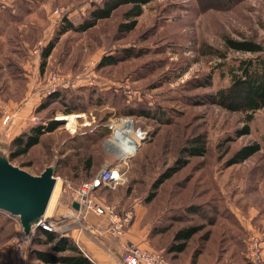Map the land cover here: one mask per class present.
I'll list each match as a JSON object with an SVG mask.
<instances>
[{
  "label": "rangeland",
  "instance_id": "obj_1",
  "mask_svg": "<svg viewBox=\"0 0 264 264\" xmlns=\"http://www.w3.org/2000/svg\"><path fill=\"white\" fill-rule=\"evenodd\" d=\"M11 1H14L15 16L0 30L12 39L5 42V48L15 51L13 56L22 54L33 67L40 66L42 47L52 39L63 16L77 25L86 19L91 7L102 0ZM3 11L10 18L6 9ZM122 13L123 9L117 10L110 19L98 22L87 32H70L59 37L48 58L49 65H44L41 74L37 70L34 77L47 82L48 74L55 72L69 82L73 81V88L59 86L51 89L49 94L48 88H43L45 96L34 105L28 118L35 125L41 118L46 122L63 119V127L46 135L44 142L10 163L38 175L45 166L59 161L60 154L68 146L74 149L71 160L87 156L102 160L100 143L106 136L102 138V132H92L82 123L86 124L84 122L92 116L113 117L115 115L108 114L117 112L113 106L121 108L129 102H136L151 111L159 109L167 119L164 123H158L157 118L121 117L131 119L146 132V137L139 141L140 148L131 165L125 169L117 168L123 174L121 182L114 187L101 184L90 192L95 201L102 202L101 196L107 202L105 204L119 206L120 210L113 206L118 215L123 214L121 209L125 211V208L141 210L132 212L133 219L125 227L124 235L105 236L103 230L108 224L107 218L92 212H78L75 220L68 217L69 212H54L60 190L46 216L47 222L54 226L55 232L65 236H68L64 231L67 225L70 226V220L75 227L100 228L101 233L85 232L84 229L80 232V236H85L86 244L80 239L76 243L70 237L93 264H104L107 258L108 261L122 255L132 242L141 249L165 253L171 264H254L251 250L260 258L259 264H264V110L253 114L249 134L237 136L243 126V116L221 109L207 97L218 87L227 85V76H219L218 60L203 56L199 51L202 45L222 49L224 37L252 40L264 48V0H154L143 6L135 28L119 35L116 27L123 21ZM39 43L42 47L35 53ZM121 48L142 55L98 68L102 56ZM7 50L2 51L5 56L1 59L7 60ZM227 55L228 61L248 56L232 51ZM14 59L17 63H9L6 70H0V156L5 158L7 146L14 138L10 124L14 108L16 111L24 108L23 94L30 99L35 92L34 88H24L22 82L34 80L32 73H27V78L23 77V72L18 74L21 59ZM58 90L68 97L70 93L82 96L78 101H72L82 109L71 114L75 116L72 123L79 128L73 133L66 129L70 124L66 119L69 115L63 113L64 105L58 101L50 103L45 111L37 110L46 97ZM68 97L64 99L71 102ZM10 99L17 105L13 107L7 103ZM6 105L11 116L3 124L2 109ZM195 136L204 140L205 155L182 157L187 160L186 165L147 201L153 180L175 164L180 155L178 150ZM76 138L84 139L79 150ZM253 142L259 144V152L240 164L227 165L232 153ZM45 143L48 149L44 147ZM99 169L100 166L97 172H90L98 173ZM71 171L83 183L93 178L88 179L91 174L87 177L84 170ZM55 172L59 173V169H54ZM101 186L103 188L96 193ZM191 206L195 207L194 211H187ZM187 226L200 229L183 252H170L168 247L174 232ZM22 234L17 219L1 211V264H43L31 260L28 252L22 263L15 259L14 243ZM40 248L46 250L48 246Z\"/></svg>",
  "mask_w": 264,
  "mask_h": 264
},
{
  "label": "trees",
  "instance_id": "obj_2",
  "mask_svg": "<svg viewBox=\"0 0 264 264\" xmlns=\"http://www.w3.org/2000/svg\"><path fill=\"white\" fill-rule=\"evenodd\" d=\"M152 1L154 0H102L100 4L93 5L88 11L86 19L77 25L63 16L61 21L57 24V30H55L52 39L42 47L40 53V68L44 67L46 58L50 55L60 36L70 32L78 34L87 32L94 28L98 22L110 19L119 9H123V21L117 25L116 31L119 35H124L136 27V18L142 14L143 6ZM14 16H11V19L14 18ZM0 34H3L2 31H0ZM5 39L12 41V39H9L8 35ZM199 51L203 56L218 60L216 66L219 71V76H227L228 80L226 86L218 87L213 94L207 95L208 99L225 111L241 114L243 116V119H241L243 126L237 131L236 135L241 136L249 134V123L252 121L253 114L259 110H264L263 46L252 40H235L229 37H224L222 49L202 45L199 48ZM229 51L248 54V56L231 58V60L228 61L227 53ZM0 52H2L1 43ZM8 52L11 53L15 51L10 50ZM20 55L18 56L20 57ZM141 55V52H132L129 48H121L117 52H110V54L108 53L102 56L98 68L117 65L131 57H139ZM14 58L18 59L17 57L8 55V64L17 63ZM208 80L209 79H207V81ZM202 87H205V84ZM75 95L77 94L70 93L68 97L64 91L58 90L54 94L46 97L37 110L39 112L45 111L50 103L58 101L61 105H64L62 110L64 114L78 113L82 111V109L77 108L73 103L74 101L81 99L82 96L78 97ZM66 97H68L71 102H67V100H65ZM114 108L117 109V114L108 113L109 115L133 119L136 117L157 118L156 121L158 123H164L167 120L163 111L160 112L159 109L151 111L136 102L123 104L121 108L120 106L115 105L113 106V109ZM105 118L106 117L100 119L102 123L105 121ZM44 121L45 119L41 118V121L38 124L23 130L12 139L10 145L7 146L6 159L9 162L17 157L28 154L33 147L45 141L43 140L44 135L52 133L62 124V122L53 119L47 120L46 124H44ZM134 126L139 129L141 128L137 124H134ZM44 147L47 149L49 148L46 146V143ZM259 150L260 146L256 142L243 145L230 155L226 163L229 166L240 164L259 152ZM206 151V144L201 136H195L190 139L186 146L178 150L180 155L177 157L175 164L167 167L155 180H153L147 201L151 200L156 195L157 190L165 181L173 177L182 167H184V165H186L187 160H183L182 157H201L205 155ZM79 159L81 160L82 158ZM92 160L93 158H90L89 156L81 160L83 161L81 164L83 169L80 170H84L87 177L91 174ZM52 163H56V161H53ZM52 163H50V165ZM75 170L77 171L78 169L75 168L74 171ZM194 208V206H191V209L188 208L187 211H194ZM199 229L200 227L198 226H187L176 230L172 236L171 244L168 247L169 251L172 253L183 252L188 241L199 231ZM44 246H48V249L43 250L40 248ZM163 255L166 256L165 253H163ZM28 257L31 260H37L39 263L43 264H93L91 260L85 256L83 251L74 244L70 237L57 232H49L43 228H38L35 235L32 237Z\"/></svg>",
  "mask_w": 264,
  "mask_h": 264
},
{
  "label": "crops",
  "instance_id": "obj_3",
  "mask_svg": "<svg viewBox=\"0 0 264 264\" xmlns=\"http://www.w3.org/2000/svg\"><path fill=\"white\" fill-rule=\"evenodd\" d=\"M14 7H15L14 1L0 0V30L3 28V25H5L8 22V19H11V16H14ZM4 9H6V11L8 12V16L10 18H7L5 16L6 12L3 11ZM6 41L7 40L5 39L4 33L0 34V43L2 44V51L4 49L7 50V48H5V46H6L5 42ZM53 51L54 50H52L50 55L46 58L45 66L49 65L48 58H50L52 56ZM12 53L13 52H11V53L8 52V55L21 59L20 63L18 62L20 69L17 71V73L20 74L23 72L24 78H27V73L31 72L33 75L34 80H32V81L28 80V81H26V83H25V80L22 81L25 85L24 88H26L27 90H29L31 88L35 89V92L33 93V96H32L33 98L27 99L26 93L23 94L22 100L25 101L24 102V105H25L24 108L19 109L18 111H16L14 108L13 116H12L10 124H11V128L13 130L12 137H15L16 135L20 134L23 130L35 125V124H31L29 122L30 119L28 118V116L31 114L30 111L34 107V105L39 104L40 99L45 96L44 94H42V89L48 88V83H47L48 79L46 82L45 79L44 80H42L40 78L36 79V77H34L37 70L40 71V74L43 73L42 71H43V69L45 70V68H44L45 66L43 68H40L39 65L30 67L28 64L29 63L28 59L27 58L24 59V56L22 54L19 57L17 54H15L17 56H13ZM3 56H5V52H0V70L4 69V68L6 70V68L8 66V61L5 59H1ZM28 57H29V55H28ZM35 57L39 58L38 56H35ZM26 65H28V66H26ZM8 73L11 74V72H8ZM68 74H70V73H68ZM70 75H68V76H70ZM12 76H14V75H12ZM78 84H80V82ZM7 101H8L7 103L13 105V107L17 105L16 101L13 102L11 99L7 100ZM71 114H67V115H69L67 117L65 116L66 119L70 122V124L68 123L69 126L66 129H71L70 131H72V133H73L75 131V129H79V128H76L75 124L72 123L73 118L75 116H72ZM75 114H77V113H75ZM78 119H81V117H79ZM100 119L101 118H97V117L92 116L89 120L84 122L86 124L82 123V126L86 127L89 130H93L92 132H95V131H96V133L102 132V134H103L102 138H104V136H106V138L103 139V141L100 143L101 149L103 151L102 155L104 157L102 160L96 159V157H94L92 160V164H91V168H92L91 170H96V172H97L98 166H100L101 169L104 167H114V168L121 167L122 169L129 167L133 161V158L135 157V154L137 153V151L140 148V146H139L140 143L138 142L139 140L137 139V136L135 133L136 130H138L139 128L134 126V123L132 122L131 119H123V118L118 117V116H113V117L108 116L105 118V121L103 123L101 122ZM56 121H60V122L64 123L63 119L57 118ZM46 123L47 122L45 120L44 124H46ZM110 124H113L112 128H109ZM62 127H63V124H61L59 127H57V129H59V128L62 129ZM57 129H55L54 131H57ZM49 134L50 133H47L46 135H49ZM46 135H44L43 138ZM83 140H84L83 138H76V141L78 143L77 145H79V144L81 145V142ZM88 143H90V142H88ZM80 145H79L77 150L80 149V147H81ZM133 146H134L133 152L129 156H126L124 158H120L119 155L122 153V151L125 148H127V147L133 148ZM64 150L65 151L60 154L61 155L60 160L56 161V163L51 164V166H53V170L59 169V173H57V172L54 173L55 177L57 179L56 185L59 186L58 193L60 190L59 198H58L57 203L55 204L54 212H69L68 217L70 219L73 218L72 220H75L77 218L78 212H85V210H83V207L80 204V200H79L78 193H77V191H78L81 183H83V181H81L82 179H80L79 177H75V174H73L71 170L74 171L75 168L78 170L83 169V166L81 165L83 163V161H81L82 159L80 160L79 157H77L78 155L76 156L78 159L74 158L75 160H71L72 159V152L74 151L72 146H68ZM96 172H91V176L89 178L91 179L92 177H95L98 174ZM77 176H79V173ZM103 186H105V185H103ZM103 186L99 187L96 190V193H99V190L102 189ZM99 198L101 199L102 202L107 203L105 201V199H103V197L101 198V196H99ZM74 203L78 204L77 208L74 207ZM114 205H116V204H112V206H114ZM117 208L119 209V206H117ZM121 210L123 212V209H121ZM124 210H127V208H125ZM133 212H141V210L139 208H136V210ZM95 219H97V218H95ZM72 220H70V226L67 225V227H65V231L64 230L63 231L65 232L66 235H68V237L75 239L76 243L79 242L78 239H80L82 244H86L85 236H83V235L80 236L83 229L85 230V232L88 230L92 233H96V231L98 233H101V229L96 228V227L92 228V227L86 225L85 227L81 226L82 228H80V227L72 226V224H73ZM132 243H130V244H132ZM102 259H103V257H102ZM107 259H106V263H104V264H107V263L111 262V260H112L110 258V260L107 261ZM101 262H102V260H101Z\"/></svg>",
  "mask_w": 264,
  "mask_h": 264
},
{
  "label": "built area",
  "instance_id": "obj_4",
  "mask_svg": "<svg viewBox=\"0 0 264 264\" xmlns=\"http://www.w3.org/2000/svg\"><path fill=\"white\" fill-rule=\"evenodd\" d=\"M40 45L41 44L39 43L37 47L38 49L35 51V53L39 52L40 48L42 47ZM47 79L48 94L50 93L51 89L59 86L63 88H73L72 81L69 82L67 79H65V76H60L55 72H50L47 76ZM2 116V123L6 124L11 116L10 109L7 105L5 109H2ZM32 119L37 122V120H35L36 118L33 117ZM112 127L113 124H110L109 128ZM135 133L139 141L143 140L146 137V132L141 131L140 129L136 130ZM122 175L123 174L117 168L104 167L90 181L83 183L77 191L80 204L85 212H92L96 216H104L105 218H107L108 224L103 230L105 236L113 235L116 237H122L125 233V227L133 219V211L131 209H127L123 211V214L118 215L117 213H115L117 211H115L112 205L95 201L92 196H90V192L101 184L108 187L116 186L119 182L122 181ZM7 215L16 218L14 216H11L10 214ZM46 218L47 217L45 216L41 218L38 223L35 224L36 226L34 225L31 228V231L28 234L23 233V236L15 241L13 250L15 259L18 262L22 263V261L26 259L28 252L27 245L31 237L34 236L36 229L43 228L49 232H55L54 226L50 222H47ZM16 219L18 221V218ZM250 255L252 258H254L252 260L250 259L254 264H259L261 262L260 258L256 256L254 251L251 250ZM111 259V262L107 264H171L160 251L144 250L139 246L133 244H128L125 252L122 255L111 257Z\"/></svg>",
  "mask_w": 264,
  "mask_h": 264
},
{
  "label": "water",
  "instance_id": "obj_5",
  "mask_svg": "<svg viewBox=\"0 0 264 264\" xmlns=\"http://www.w3.org/2000/svg\"><path fill=\"white\" fill-rule=\"evenodd\" d=\"M56 180L51 165L32 175L0 156V211L18 218L23 233L28 234L45 216Z\"/></svg>",
  "mask_w": 264,
  "mask_h": 264
},
{
  "label": "bare ground",
  "instance_id": "obj_6",
  "mask_svg": "<svg viewBox=\"0 0 264 264\" xmlns=\"http://www.w3.org/2000/svg\"><path fill=\"white\" fill-rule=\"evenodd\" d=\"M138 142H139V141H138ZM134 146H135V145H134ZM134 146H133V148H131V147H130V148H129V147L125 148V149L122 151V153L119 155L120 158H124V157H126V156H129V155L133 152ZM56 184H57V181H56ZM56 184H55V187H54V189H53V192H52L51 198H50V200H49V203H48L47 209H46V211H45V217H46V216L49 214V212L51 211V209H52V207H53L54 200H55V198H56V196H57L59 186L56 185ZM54 217H55V216H54Z\"/></svg>",
  "mask_w": 264,
  "mask_h": 264
}]
</instances>
